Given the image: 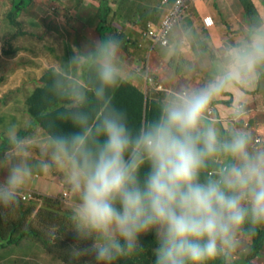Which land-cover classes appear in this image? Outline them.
Returning a JSON list of instances; mask_svg holds the SVG:
<instances>
[{
    "label": "clouds",
    "instance_id": "9594fccd",
    "mask_svg": "<svg viewBox=\"0 0 264 264\" xmlns=\"http://www.w3.org/2000/svg\"><path fill=\"white\" fill-rule=\"evenodd\" d=\"M114 41L109 39L113 54ZM251 48L249 68L255 72L264 62V25L254 28ZM98 75L94 94L102 101L101 116L90 122L85 113H72L73 130L50 137L47 145L52 162L65 171L78 197L72 215L74 245L91 241L87 247H75V254L91 255L95 264H117L142 254L143 237L151 234L155 241L151 264H214L217 259L231 264L242 239L264 227V151L249 150L250 119L238 116L243 103L228 119L217 106H210L214 94L237 73L182 92L157 119L135 132L106 96V89L116 83L115 65L105 61ZM149 82L155 84V78ZM85 100L83 91L73 96L77 105ZM210 119L240 126L221 135L205 122ZM252 138L256 144L264 143L262 137ZM10 142L14 153L25 151L23 139L12 136ZM212 163L216 171L209 174ZM50 168L44 163L41 170ZM31 175L23 163L7 167L0 179V209L15 208L20 198H37L38 191L22 189ZM31 193L34 198L25 200ZM65 193L69 192L64 191L62 199L68 201Z\"/></svg>",
    "mask_w": 264,
    "mask_h": 264
},
{
    "label": "crops",
    "instance_id": "0c3cea01",
    "mask_svg": "<svg viewBox=\"0 0 264 264\" xmlns=\"http://www.w3.org/2000/svg\"><path fill=\"white\" fill-rule=\"evenodd\" d=\"M137 1H140L141 5L144 3V0H113V6L118 8H106L103 11L100 8H72L68 4L67 8H54V20L49 23H46L44 18L48 17L50 12L47 9L38 8L37 24L39 29H52V27L58 26L64 20L71 22L74 17L80 16L76 24L89 35V42L86 43L79 38L83 46L81 49L78 47L77 42H75L76 46L71 47L73 49L71 53L76 57L85 58L83 62H77L74 59V63L62 65L63 59L59 60L55 57L53 60L60 62V67L71 70V74L81 83H84V76L81 72L78 73L80 67L84 70L86 64L97 52V47H103L108 44L106 40H103L100 31V28L105 29L106 25L102 27L100 24L96 28L99 20L103 21L108 26V37L114 33L116 27L118 34L124 30L123 33L127 36L129 35L130 38L128 45L122 48L115 47L114 54L111 48H106L104 54L101 53V60L103 62L111 61L115 65L117 72L125 79L143 88L146 92L156 91L159 88L158 85H163L165 88L174 89L173 92L175 94H179L180 90L188 93L198 90L202 86L205 87L212 84L229 72H236V78L229 80L223 90L214 94L210 106H217L222 112V118L228 119V115L237 108L238 104H246L245 106L250 108L248 114L250 127L253 128L254 132L256 130L259 131L254 137L264 138V74H262L264 73V62L256 65L255 72H252L249 68L251 64L253 30L257 26L264 25V0H252L258 12V15L252 20H250L249 14L243 8L240 0L190 1L188 7L175 24L170 36V45H161V48L157 47L160 43L155 44L148 35L147 30L143 31L142 23L147 19L149 23L160 24L174 0H168L169 2H166V0H149L153 8H143L144 6H139L141 8L121 7L124 3L136 5L135 2ZM61 2L65 6L66 3H69L68 0H61ZM162 2L166 8H155L158 5L160 7ZM95 9H97V12ZM156 13L159 17L153 18L157 16ZM205 15L213 17V26H205L203 22ZM136 36L139 37L137 38ZM66 49L63 48L62 51L58 52L64 54ZM45 53H49V51L47 50ZM214 70H216L215 75H213ZM207 72H209L208 76ZM152 74L155 77V84L150 83L148 80L149 76H153ZM141 81L144 87L141 86ZM149 84L153 85L150 90ZM6 96L0 98V137L4 141V144L0 146L12 149L10 138L16 136L23 139L25 151L20 154L14 152L10 154L6 151L3 153L4 155L0 158V179L4 177L2 174H6L9 165L23 163L31 169L32 175L22 189L38 191L45 196L62 199V187L66 186L64 191L69 192V200L71 201V196L75 192L67 182L65 171H59L60 168L56 166L58 172L63 174V176L53 174L52 170L48 173L43 172L41 170V159L45 161L47 155L43 154V152L36 154L28 150L31 145L41 148L45 147L46 142L49 141L48 137L35 139L36 135L42 130L41 128L37 131L31 130V128H36V126L31 127L32 118L28 113V108L22 112L19 111L18 103L15 100L7 102ZM6 104L10 108L14 107V109L2 111V106ZM205 122L215 127L221 135L225 134L230 128L239 129L238 126H233L227 120L222 124L223 126L212 124L207 120ZM22 126L25 127L21 128ZM13 131L15 135H11ZM27 142H32V144ZM256 145L258 144L254 140H250L249 150L252 152L264 151V143L259 147H256ZM44 150L49 151L48 149ZM28 151L33 155H30ZM49 159L52 160V158ZM8 160L10 161L7 162ZM40 187H42L41 191ZM55 189L61 195L49 193V191H55ZM70 205L76 209L78 206L77 195L73 196ZM25 242L27 241H24L21 245ZM26 255L22 264H33V258L30 261ZM263 258L257 264H264ZM18 260L9 255L5 260H0V264H12Z\"/></svg>",
    "mask_w": 264,
    "mask_h": 264
},
{
    "label": "trees",
    "instance_id": "16d2710c",
    "mask_svg": "<svg viewBox=\"0 0 264 264\" xmlns=\"http://www.w3.org/2000/svg\"><path fill=\"white\" fill-rule=\"evenodd\" d=\"M11 1L7 19L18 27V31L12 38L7 40L8 48H4V52L7 55L16 54L18 50L14 46H10V41L13 40V37L25 33L21 29L24 23L19 17L33 0ZM80 1L81 3L82 1L84 2V0ZM166 2L169 1L166 0ZM240 2L249 14L250 20L258 15L252 0H240ZM101 4V8H108L105 6L104 0H102ZM120 40H124L125 42L123 43L125 45L129 44V38L125 33L116 37L118 43ZM0 51H2L1 46ZM101 59V53H97L86 64L84 83L75 81L71 76V70L58 69L52 66L44 71L41 76V83L33 91H30L26 98L28 113L32 118L31 127L36 126V128H31V130L37 131L41 128L50 137L66 134L73 130L71 114L74 112L85 113L89 117L90 122L98 120L103 111L102 101L95 96L94 89L100 84L98 73L100 66L104 63ZM2 81L3 78H0V82ZM77 91L85 93L86 100L82 105H77L73 101V96ZM106 96L110 100V106L115 107L125 115L128 126L134 132L143 125L157 119L161 114L162 108L169 104L165 91L156 89V91L146 92L132 81L125 79L119 72H117L116 83L106 89ZM175 98L173 97V99ZM245 105L243 104L239 109L241 114H236L240 117L248 118L250 108ZM244 122L245 119L241 120L240 124L243 125ZM246 130L249 132L248 136L251 137V140H254L252 137L259 133L258 130L254 132L250 125ZM49 158L47 156L45 162L51 164V168L46 173L52 170L55 175L63 176V174L54 170L57 167ZM216 167L215 163L210 164L207 170L208 173H214ZM63 184L66 185L65 182ZM60 204L61 200L58 198L37 194V198L33 201H23L20 198L19 204L11 210L0 209V252L2 255H6L7 251L10 253L11 250L9 249L17 251L27 250V246H21V244L24 241H28L31 244H44L51 254L60 257L66 264H95L91 255L81 254L72 257L74 254L72 251L64 252L68 249L70 237L75 236V233L72 216L60 212L58 209ZM68 225H71V229L63 231V227ZM60 228L63 232L62 235L65 234L64 240L61 237ZM243 239L246 241L248 253L243 256L240 253V257H242L239 260H243L244 263L237 261L238 264L259 262L264 257V227L258 229L255 235ZM143 240L145 251L142 254L125 257L119 260L117 264H151L152 247L155 241L151 234L145 236ZM90 243L91 241H88L87 246ZM3 258L5 257L3 256L1 259ZM214 264H224V261L217 259Z\"/></svg>",
    "mask_w": 264,
    "mask_h": 264
},
{
    "label": "rangeland",
    "instance_id": "374dc122",
    "mask_svg": "<svg viewBox=\"0 0 264 264\" xmlns=\"http://www.w3.org/2000/svg\"><path fill=\"white\" fill-rule=\"evenodd\" d=\"M105 1V6L108 8H118L117 6H113V0H104ZM116 1V0H115ZM140 1L135 2L136 5L134 4H127L124 3L121 5L122 8H153L151 4L149 3V0H144V3L141 5L139 3ZM11 0H0V46L2 48V51H0V78H3V81L0 82V98L6 96V101H16L18 103L19 111H23L27 109V103H26V98L30 91H33L40 83H41V76L44 73V71L48 67L55 66L58 69H63L60 67V62H56L53 59L57 57L59 60L63 59L61 62L62 65H65L67 63H74V58L76 57L73 53V49L71 47L76 46L75 42H77L78 47L81 49L82 42L79 40L82 39L84 43L89 42V35L87 34L86 31L82 30L80 26H77L76 22L79 21L80 16L74 17L71 22H68L67 20L62 21L61 23L58 24L56 27H52V29L49 28H43L42 30L38 28L37 24V18L39 16V9L38 8H44L47 9L50 13L48 17L44 18V21L46 23H49L50 21L52 22L54 20V8H67V5L71 6L72 8H100L101 11H103L106 8L101 9L102 6V0H84V2L80 0H70L69 3H66V6L61 0H33L31 4L27 8L24 9L22 14L20 15L19 19L24 23V26H22V30L25 32L24 34H19L16 37H13V40L10 41V46H14V48H17L16 54L13 55H7L4 52V48H8V43L7 40L9 38H12V36L18 31V27L13 25L9 20L7 19V13L9 9L11 8ZM117 3V2H116ZM104 5V3H103ZM141 6V7H139ZM155 8H166L165 4L162 2V4L156 6ZM97 12V9H95ZM157 14V13H156ZM159 15L154 16L153 18H157ZM154 21V20H153ZM235 23V21H234ZM105 26L106 28H100V31L102 33V38L103 40L107 41L108 44L105 46L97 47V52H95L94 55L97 53H103L106 51V48H110L109 46V39L110 38H115V47L116 48H122L125 44L123 43L124 40H120L119 43L116 41V37H118L119 34H122L123 31L119 32V34L116 32V27L115 31L111 36L108 37V26L106 23L103 21L98 22L97 27L99 25ZM80 25V24H79ZM149 27V22L147 19L142 23V29L143 31L148 30L147 28ZM118 34V35H117ZM98 35V32H97ZM137 38L139 36H136ZM128 38L130 36L128 35ZM103 41V42H104ZM105 44V43H104ZM162 44L158 45V48H161ZM88 46V45H87ZM63 48H67L64 52V54H60L58 51H62ZM49 51V53H45L46 51ZM147 54V53H146ZM149 56V54H147ZM84 76L85 71L80 67L79 72ZM216 70L213 71V75H215ZM76 74V73H75ZM264 74V73H262ZM153 75V74H152ZM209 75V72H207V76ZM71 76L74 78L75 81L80 82L76 77L71 74ZM154 76V75H153ZM155 78V77H154ZM83 79V78H82ZM141 86H143V82L141 81ZM203 87V86H202ZM153 88V85L149 84V90ZM264 88V86H263ZM174 89H169L165 88L163 91L166 92L167 94V101L172 102L173 97H176V95H181L182 90H180L179 94H175L173 92ZM1 106V105H0ZM214 107L215 105H211ZM14 107L10 108L7 104L2 106V111H11L13 110ZM216 114V112H215ZM208 122L212 124H216L212 119L207 120ZM223 126L222 124H219ZM238 126H240L238 124ZM25 126H22L21 128H24ZM19 128V127H18ZM1 132V131H0ZM11 135H15V132L13 131ZM50 139V136L42 131L36 135L35 139H44L47 138ZM26 139V138H25ZM31 143L32 142H27ZM4 144V141L0 137V145ZM45 144V143H44ZM43 144V145H44ZM262 143H258L256 146H261ZM48 141L46 142L45 147H38L35 145H31L30 150L31 152H34L36 154H40V152L45 153L47 156L52 158L51 156V148L47 146ZM9 147H11L9 145ZM44 149H48L49 151H46ZM29 150V151H30ZM8 152V153H13V148L9 149L6 146H0V156L4 155L3 152ZM28 151V152H29ZM30 155H33L29 152ZM1 158V157H0ZM41 159V158H40ZM8 160L7 162H9ZM42 165L46 163L43 159H41ZM1 165V163H0ZM57 173L58 170L55 168L54 169ZM59 171H64L63 169L60 168ZM1 172V171H0ZM54 174V172L52 171ZM3 176L5 174H2ZM40 187V191H41ZM66 189V186L62 187V192ZM23 190V196L24 194ZM50 194L52 195H58L59 191L55 189V191H49ZM61 193L59 195H61ZM21 195V194H20ZM73 194L71 196V201L73 198ZM61 200L60 206H58L59 211L64 213L65 215H73V212L75 210V205L71 203L73 206L70 205V200L65 201L59 197H55ZM71 229V225L64 226L63 231H67ZM61 230V228H60ZM61 237L64 240L65 239V234L62 235V230L60 231ZM144 238V237H143ZM76 237L72 236L69 239L68 243V249H66L64 252L68 253V251H72L74 254L72 257H76L77 255L74 252V248L79 246V247H86L88 241H81L79 242V245H74L76 244ZM41 246H40V245ZM39 244H31L30 242H25L21 246H27V250L23 251H17L15 249H9L11 250L10 253L7 251L6 255H2L0 252V260H5L7 256H12V258H17L19 259L18 261H15L12 264H22V261L24 260L25 254L26 257L30 259V261H33V264H66L63 259H61L58 256H55L51 254L48 249L44 246V244L39 243ZM240 253L242 256L245 253H248V247L246 245L245 239H242L241 245L237 251V253L234 255V257L231 260V264L235 262V264H238L237 261L240 263H244L243 260L240 257ZM5 257L1 259L2 257ZM31 256V257H29ZM27 258V259H28ZM258 262H252L249 264H256Z\"/></svg>",
    "mask_w": 264,
    "mask_h": 264
},
{
    "label": "built area",
    "instance_id": "2783aa9c",
    "mask_svg": "<svg viewBox=\"0 0 264 264\" xmlns=\"http://www.w3.org/2000/svg\"><path fill=\"white\" fill-rule=\"evenodd\" d=\"M190 1L193 0H175L160 24L156 25L152 22L149 23V31L147 33L154 40L155 44L161 43L165 46L170 44V35L173 32V28L181 17L183 11L188 7V3ZM203 22L206 27H211L214 25V20L211 15H205L203 17ZM149 81L153 82L154 78L149 76ZM33 194L34 193H31L29 196H25L24 199L27 200L28 198H34ZM68 196L69 193H65V197Z\"/></svg>",
    "mask_w": 264,
    "mask_h": 264
}]
</instances>
